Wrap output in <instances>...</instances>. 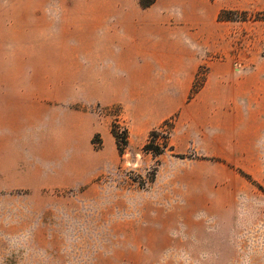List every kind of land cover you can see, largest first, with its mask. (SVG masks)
Listing matches in <instances>:
<instances>
[{"label": "rangeland", "instance_id": "374dc122", "mask_svg": "<svg viewBox=\"0 0 264 264\" xmlns=\"http://www.w3.org/2000/svg\"><path fill=\"white\" fill-rule=\"evenodd\" d=\"M70 1L0 0V119L19 117L9 100L21 81L9 75L31 71L47 45L49 80L32 70L29 83L54 99L40 179L37 157L22 164L13 143L7 159L0 141V264H264V0H168L181 54L177 41L131 54L145 68L86 63L96 6ZM224 10L249 19L218 21ZM210 66L219 79L192 101ZM115 118L129 129L123 156ZM172 121L174 150L143 152Z\"/></svg>", "mask_w": 264, "mask_h": 264}, {"label": "crops", "instance_id": "0c3cea01", "mask_svg": "<svg viewBox=\"0 0 264 264\" xmlns=\"http://www.w3.org/2000/svg\"><path fill=\"white\" fill-rule=\"evenodd\" d=\"M82 1L88 4L93 3L96 6L93 14L95 16L93 20L95 41L92 51H88L91 54L85 56L86 63L94 62L97 68H124L134 65L145 68L150 66V62L142 55L135 56V59L131 58V54L149 53L160 49L167 51L168 43H173L172 41L178 42L172 47L181 54L183 47L178 40H181L185 29L179 18L167 13L173 2L156 0L154 5L143 9L138 0ZM44 4L70 5L71 1L46 0ZM40 31L41 35L45 33L44 29ZM46 35H49L48 29H46ZM50 53L52 54V49L48 45L40 48L37 51L38 60L35 66L30 68L31 71L23 65L18 75H9L21 81L20 94L11 96L9 100L15 101L18 105L8 106L15 111L18 110L19 117L14 120L6 118L5 121L0 119V141L6 143L5 158L11 157L13 143L14 145L18 143L22 164L27 165L29 158L37 157L36 165L39 168L37 179L43 176L45 166L47 168L49 166V160L44 158V152L46 151L47 154L49 138L51 135L52 140L53 136L54 99L48 94L41 96L36 94L29 79L34 73L32 70H37V76L41 73L39 77L48 82V68L52 63ZM193 56L192 54L180 57L193 59ZM199 66L200 62H197L193 76ZM44 69L47 71L46 74L43 72ZM214 79H219V77H216L215 69L210 66L204 86L191 98L192 101L200 99ZM26 81L28 85L24 86Z\"/></svg>", "mask_w": 264, "mask_h": 264}, {"label": "trees", "instance_id": "16d2710c", "mask_svg": "<svg viewBox=\"0 0 264 264\" xmlns=\"http://www.w3.org/2000/svg\"><path fill=\"white\" fill-rule=\"evenodd\" d=\"M141 8H149L155 4L156 0H138ZM249 19L246 12H237L234 10H224L218 15V21H236L241 20L245 21ZM256 20H264V12H259L254 17ZM200 82L198 80L192 88V93H196L200 88ZM167 125L169 127L167 130L164 128ZM172 122H164L158 129H155L149 133L147 143L143 146V152L151 154L154 158H159L164 155L167 151H173L174 147L171 145V131L173 129ZM111 135L113 136L117 150L121 156L124 155L125 150L129 145V129L122 125L118 118H115L111 123L110 128ZM95 143V142H94ZM160 165V160H157L155 168L149 176V182H152L157 174L158 167ZM241 175L247 178L249 181H252L251 177L244 174L240 171ZM144 179H142L141 184L144 185Z\"/></svg>", "mask_w": 264, "mask_h": 264}]
</instances>
